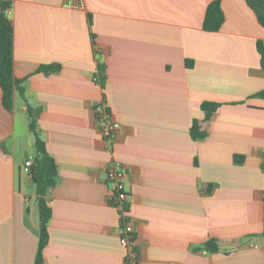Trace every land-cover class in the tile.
<instances>
[{"label":"crops","instance_id":"0c3cea01","mask_svg":"<svg viewBox=\"0 0 264 264\" xmlns=\"http://www.w3.org/2000/svg\"><path fill=\"white\" fill-rule=\"evenodd\" d=\"M4 1L18 89L11 112L0 90V264H34L38 248L28 108L57 169L43 264H125L112 164L139 264H264V28L245 0H220L216 32L203 29L214 0ZM103 100L120 125L112 144L92 114ZM204 102L219 104L209 120Z\"/></svg>","mask_w":264,"mask_h":264},{"label":"trees","instance_id":"16d2710c","mask_svg":"<svg viewBox=\"0 0 264 264\" xmlns=\"http://www.w3.org/2000/svg\"><path fill=\"white\" fill-rule=\"evenodd\" d=\"M247 6L254 13L258 24L264 28V0H245ZM11 7L10 2L0 1V90L1 104L7 112L13 109V97L18 89V82L13 75V24L8 17L7 12ZM224 22V15L221 9V1L214 0L210 2L205 10L203 19V29L208 32L218 31ZM256 49L260 56V65L264 71V42L258 41ZM58 66H45L41 68L43 72L57 70ZM97 83L103 88L104 86V66L98 65V73L95 75ZM258 97L264 98V90ZM219 104L204 102L201 104V110L205 114V120H209L215 113ZM39 110L28 108L27 115L29 118V131L34 136V164L30 169L29 178L31 185L35 188L37 204L39 207V236L38 248L34 264H43V249L48 242L47 224L50 219L51 211L49 206V195L54 187L57 175L56 164L54 159L47 153L44 142L40 139L36 131V122L39 116ZM190 135L193 140L201 139L206 133L201 130L197 123L190 128ZM264 236V227L261 234ZM206 251L216 250L213 242L205 245Z\"/></svg>","mask_w":264,"mask_h":264},{"label":"built area","instance_id":"2783aa9c","mask_svg":"<svg viewBox=\"0 0 264 264\" xmlns=\"http://www.w3.org/2000/svg\"><path fill=\"white\" fill-rule=\"evenodd\" d=\"M73 7L82 11L85 10L84 0H74ZM94 81L97 83L96 77H94ZM92 114L102 138L109 144H112L117 136L120 125L109 112L104 100L93 106ZM33 164L34 156H28L22 165L23 174L29 176ZM124 178L125 172L116 164L110 165L105 173V179L112 187L109 201L119 212L118 236L121 246L125 249V264H139V249L136 242L134 224L127 213L128 198L121 187Z\"/></svg>","mask_w":264,"mask_h":264},{"label":"water","instance_id":"95a60500","mask_svg":"<svg viewBox=\"0 0 264 264\" xmlns=\"http://www.w3.org/2000/svg\"><path fill=\"white\" fill-rule=\"evenodd\" d=\"M30 182H31V180H30Z\"/></svg>","mask_w":264,"mask_h":264}]
</instances>
